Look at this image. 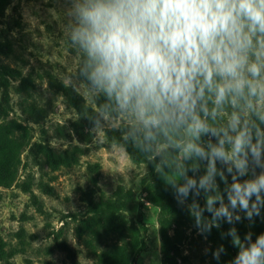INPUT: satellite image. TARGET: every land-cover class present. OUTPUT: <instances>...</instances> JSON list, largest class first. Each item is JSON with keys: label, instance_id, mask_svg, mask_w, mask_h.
Returning a JSON list of instances; mask_svg holds the SVG:
<instances>
[{"label": "rangeland", "instance_id": "1", "mask_svg": "<svg viewBox=\"0 0 264 264\" xmlns=\"http://www.w3.org/2000/svg\"><path fill=\"white\" fill-rule=\"evenodd\" d=\"M115 3L0 0L8 61L23 73L32 70L42 89L39 109L47 104L35 121L22 114L13 91L0 95L5 120L26 129L0 139V182L9 185H0V264H98L101 248L123 240L109 233L91 248L75 227L90 201L129 191L142 196L146 227V249L135 264H229L223 233L188 187L203 163L197 148L205 134L190 98L157 104L132 92L124 99L93 77L99 61L80 39L90 26L83 10ZM239 23L245 43L237 75H214L211 84L197 76L189 94L210 110L214 136L204 186L214 220L236 241L234 263L264 264V33L245 19ZM186 139V148L161 161ZM44 148L54 155V170ZM119 211L130 222L126 208Z\"/></svg>", "mask_w": 264, "mask_h": 264}, {"label": "clouds", "instance_id": "2", "mask_svg": "<svg viewBox=\"0 0 264 264\" xmlns=\"http://www.w3.org/2000/svg\"><path fill=\"white\" fill-rule=\"evenodd\" d=\"M83 15L90 26L80 39L99 61L96 82L157 104L187 100L197 76L211 84L214 75H237L241 19L264 33V0H116Z\"/></svg>", "mask_w": 264, "mask_h": 264}, {"label": "trees", "instance_id": "3", "mask_svg": "<svg viewBox=\"0 0 264 264\" xmlns=\"http://www.w3.org/2000/svg\"><path fill=\"white\" fill-rule=\"evenodd\" d=\"M9 40L7 38H0V95L1 97L8 96L9 91H13L17 95V105L22 114L27 115L29 118L38 121L35 116L37 110L41 111L42 115L46 110L47 104L43 102L42 109H39L38 101L41 99L42 89L36 82V76L32 70L23 73L19 66H12L8 61L9 57ZM190 106L198 110L201 114V127L205 131L202 137V144L197 148L203 163L197 165L194 169L195 175L188 183L189 190L193 192L199 199L204 217L207 221L216 225V229L224 235L223 242L227 245L229 264L234 263L233 253L235 246V239L230 232L223 226V224L215 222L214 212L210 205L211 196L209 190L204 186L206 180L210 176L207 174V166L210 164L209 156L213 148V130L211 129L208 118L210 110L199 102V99L194 94H189ZM7 117V108L3 102L0 103V139H7L18 132H26V129L21 124L14 121L5 120ZM177 131L182 137V126H176ZM22 137L25 138L23 135ZM27 139V137H26ZM191 140H184L183 143L171 148L168 154L163 156L161 161L166 159L170 154L175 155L182 149L186 148ZM34 147V145H33ZM33 147L29 152H32ZM45 149V148H44ZM48 154L46 161L52 170L55 169L54 155L49 149H45ZM68 164V155H65ZM214 177V176H211ZM10 177L9 182L11 183ZM0 185L9 186L8 182L4 180ZM150 182L146 183L143 188V193L148 190ZM43 187H48L42 184ZM50 192V191H49ZM142 196L136 197L132 192H127L124 197H115L112 195L108 197H100L98 200H92L87 206V216L82 217L80 223L75 227L78 237L83 238V241L88 247H95L98 243L103 241L106 236L111 233L120 237L123 243L120 245L105 246L96 253V262L98 264H135L137 257L146 249L145 230L146 227L142 222ZM123 206L130 214L132 219L127 222L124 219V214L119 210ZM213 245L216 247V241L213 240Z\"/></svg>", "mask_w": 264, "mask_h": 264}]
</instances>
